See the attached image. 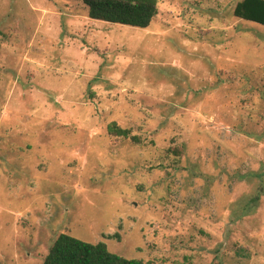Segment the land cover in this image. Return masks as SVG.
<instances>
[{
    "label": "rangeland",
    "instance_id": "rangeland-1",
    "mask_svg": "<svg viewBox=\"0 0 264 264\" xmlns=\"http://www.w3.org/2000/svg\"><path fill=\"white\" fill-rule=\"evenodd\" d=\"M238 1L158 0L138 28L0 0V264H42L60 233L264 264V26Z\"/></svg>",
    "mask_w": 264,
    "mask_h": 264
},
{
    "label": "trees",
    "instance_id": "trees-1",
    "mask_svg": "<svg viewBox=\"0 0 264 264\" xmlns=\"http://www.w3.org/2000/svg\"><path fill=\"white\" fill-rule=\"evenodd\" d=\"M88 9L91 19L147 28L158 12V0H80ZM233 15L264 26V0H239ZM108 133L138 140L128 129L115 122L107 127ZM42 264H150L127 259L108 250L102 242L90 243L67 233H60L49 248Z\"/></svg>",
    "mask_w": 264,
    "mask_h": 264
}]
</instances>
